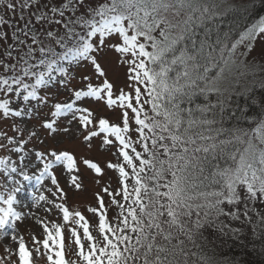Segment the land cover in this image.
Instances as JSON below:
<instances>
[{"label": "snow or ice", "instance_id": "obj_1", "mask_svg": "<svg viewBox=\"0 0 264 264\" xmlns=\"http://www.w3.org/2000/svg\"><path fill=\"white\" fill-rule=\"evenodd\" d=\"M255 2L0 0V264L264 256Z\"/></svg>", "mask_w": 264, "mask_h": 264}, {"label": "trees", "instance_id": "obj_2", "mask_svg": "<svg viewBox=\"0 0 264 264\" xmlns=\"http://www.w3.org/2000/svg\"><path fill=\"white\" fill-rule=\"evenodd\" d=\"M262 16H264V5L260 2L255 3V12L248 18L246 23L250 26L251 24L256 23ZM250 239L252 240L253 238L250 237ZM250 239L245 238L244 240V243L247 245L246 248L239 246V242H237L236 245H231L230 242V246L224 249V254L235 255L237 258L243 257L248 264H264V256L258 254L260 247L259 242H255L256 251H253V244L250 245L249 243Z\"/></svg>", "mask_w": 264, "mask_h": 264}, {"label": "rangeland", "instance_id": "obj_3", "mask_svg": "<svg viewBox=\"0 0 264 264\" xmlns=\"http://www.w3.org/2000/svg\"><path fill=\"white\" fill-rule=\"evenodd\" d=\"M258 2H259V0H256L255 3H258ZM247 83H248V81L241 80L240 83L237 85V87L242 89V88L245 86V84H247ZM32 191H34V189L32 188L31 185H29V187H28V192H32ZM28 192H22V193H20V196H21L22 198H25V197H27ZM23 193H24V194H23ZM37 194H38V193H37ZM73 207L78 208L79 205H73ZM34 211H35V209H34ZM37 216L40 217V218H43V219L45 220V222H47V221L50 219V217H48V216H46V215L44 214L43 210H41L40 212H38V213H37ZM25 223L29 225V228H28L27 231H23V229H22V234L24 235L26 241H28V235H29V232H33V231H35V233H36L37 235H39V229L35 228V225L32 223V221H26ZM93 230H95V229L93 228ZM249 235H250V237H251V233H250V232L248 233V236L246 237V239H250ZM253 239H254V238H253ZM250 240H251V239H250ZM7 243H8L7 240H4L3 242H0V256H4V255H6V253L4 252V247H5V244H7ZM68 243H69V245H71V243H72L71 238H69ZM250 245H252V243H250ZM37 264H44L43 259H39V260L37 261Z\"/></svg>", "mask_w": 264, "mask_h": 264}, {"label": "bare ground", "instance_id": "obj_4", "mask_svg": "<svg viewBox=\"0 0 264 264\" xmlns=\"http://www.w3.org/2000/svg\"><path fill=\"white\" fill-rule=\"evenodd\" d=\"M24 194V193H23Z\"/></svg>", "mask_w": 264, "mask_h": 264}]
</instances>
